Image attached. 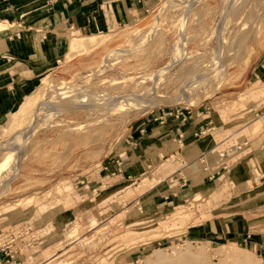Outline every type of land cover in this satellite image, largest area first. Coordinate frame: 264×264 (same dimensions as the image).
I'll return each mask as SVG.
<instances>
[{
  "label": "rangeland",
  "instance_id": "rangeland-1",
  "mask_svg": "<svg viewBox=\"0 0 264 264\" xmlns=\"http://www.w3.org/2000/svg\"><path fill=\"white\" fill-rule=\"evenodd\" d=\"M175 1L153 0L95 32L91 48H67L0 124V251L12 255L0 264H264V167L246 160L264 149V0ZM64 85L79 91L66 97ZM36 95L33 115L15 120ZM194 112L217 113L216 139L231 137L215 152L225 195L213 205L210 195L182 192L194 199L175 209L186 217L153 219L129 201L158 178L107 177L102 161L152 118L180 165L183 142L168 128ZM234 143L238 151L221 156ZM183 178L190 182L169 176L170 191L180 193Z\"/></svg>",
  "mask_w": 264,
  "mask_h": 264
},
{
  "label": "crops",
  "instance_id": "crops-1",
  "mask_svg": "<svg viewBox=\"0 0 264 264\" xmlns=\"http://www.w3.org/2000/svg\"><path fill=\"white\" fill-rule=\"evenodd\" d=\"M152 2L153 0H0V21L4 26L0 30V124L9 111L21 103L38 84L41 77L65 57L74 35L86 33V36H99L95 32L106 30L114 20L117 25L124 24V20L131 16V10H142ZM164 119L167 121L165 114ZM172 123L174 122H168ZM222 125L217 113L213 115L207 112L202 116L194 112L170 126L168 129L172 132V140L183 142V147L177 152L176 162H180L177 166L168 157L170 143L168 138H164L165 132L161 131L164 129H160L163 125L157 124L152 118L146 119V123L133 129L130 135L132 143L121 147V152L116 150L111 157L103 159L102 172L109 174L107 177L113 176L133 184L144 175L149 180L158 178L153 185L146 186L129 202L142 203V212L153 219L160 217L165 221L178 214L186 217L187 212H175V209L180 203L194 199L182 192L210 195L208 202L213 205L225 195L226 184L216 181V176L222 170L217 169L219 158L215 152L227 144L231 137L216 139L218 133L215 129ZM258 127L259 124H256L252 130ZM156 129L160 131L154 134ZM234 151H238L236 143L226 146L221 156H229ZM246 155H249L246 160L250 165L264 167L262 147L251 148ZM162 159L168 161L162 164L155 175L152 174L151 171ZM176 172L184 173L190 180L188 182L183 178L184 188L180 193L170 191L171 186H167L166 182ZM242 172L246 173L244 170ZM235 173L231 183L236 189L241 176H237L238 179L235 180ZM119 187L116 188L119 190ZM46 206L43 204L41 209ZM165 225L170 227L173 222L168 221ZM5 250L0 251V263L7 258Z\"/></svg>",
  "mask_w": 264,
  "mask_h": 264
},
{
  "label": "bare ground",
  "instance_id": "bare-ground-1",
  "mask_svg": "<svg viewBox=\"0 0 264 264\" xmlns=\"http://www.w3.org/2000/svg\"><path fill=\"white\" fill-rule=\"evenodd\" d=\"M179 1V0H178ZM198 0H180L181 3H183L184 5L186 4V6H192V5H195L196 2ZM264 2V1H263ZM176 4H178V2L175 1ZM180 3V4H181ZM180 4H178V6H180ZM171 6V5H170ZM182 6V5H181ZM181 8V7H180ZM188 9V8H187ZM162 12V11H161ZM160 16V15H159ZM157 22V21H156ZM156 22H155V25H156ZM158 24V23H157ZM3 24L1 23L0 21V30L3 28ZM155 27V26H154ZM5 29V28H4ZM154 30V29H153ZM156 30V28H155ZM149 34V33H148ZM154 34V33H153ZM148 36V35H147ZM151 36V35H149ZM153 36V35H152ZM103 38V37H102ZM99 40H101V36H97V35H89V36H86V35H80V36H77V35H74L72 38H71V50L72 52L73 51H79V50H84V49H88L90 47H92L93 45H95L96 43L99 42ZM184 42V41H183ZM124 51L123 49H120V48H117L115 49L110 57L115 54V53H119V52H122ZM178 55H180L178 53ZM177 55V56H178ZM179 59V56L177 57ZM174 62V61H173ZM169 67V66H168ZM198 77V76H197ZM189 85V84H188ZM65 87V88H64ZM63 87V90L65 92H67V96L66 97H70L73 92H77L79 91L78 88H75V87H71V86H66L64 85ZM151 90V89H150ZM147 92V91H146ZM149 92V91H148ZM147 95V94H146ZM189 95V94H188ZM37 98H38V95L32 97V96H28L25 100V102L23 103V105L20 106L19 109H17V111H15L14 113L16 114L14 117L16 118L15 120H17L18 116L23 114L24 112L26 111H30L31 112V115H33V112L35 111V108H36V103H37ZM98 98V97H97ZM100 99V98H99ZM128 101H132L133 102V99L132 98H129L127 99ZM137 101V100H136ZM131 102V103H132ZM98 103V102H97ZM100 103V102H99ZM124 103V102H123ZM107 104V103H106ZM125 104V103H124ZM128 104V103H127ZM130 104V103H129ZM126 105V104H125ZM131 105V104H130ZM124 106V105H123ZM28 113V112H27ZM24 115V114H23ZM30 116V115H29ZM31 117V116H30ZM29 118V117H28ZM30 119V118H29ZM32 120H35V118L33 117ZM29 121V120H27ZM25 132V131H24ZM29 132V131H28ZM21 134H23V131L21 132ZM22 140V139H21ZM2 164V163H1ZM0 164V165H1ZM6 166V162H3V164L0 166V175L3 173V167ZM4 178V177H3ZM2 180V179H1ZM180 264H186V263H180Z\"/></svg>",
  "mask_w": 264,
  "mask_h": 264
},
{
  "label": "built area",
  "instance_id": "built-area-1",
  "mask_svg": "<svg viewBox=\"0 0 264 264\" xmlns=\"http://www.w3.org/2000/svg\"><path fill=\"white\" fill-rule=\"evenodd\" d=\"M10 247V246H7V248ZM7 248H4L7 250ZM5 250V256L7 257L6 259L9 260V256L11 257L12 255H10V253L8 252V250L6 251Z\"/></svg>",
  "mask_w": 264,
  "mask_h": 264
}]
</instances>
